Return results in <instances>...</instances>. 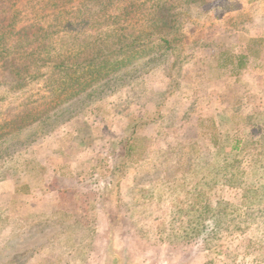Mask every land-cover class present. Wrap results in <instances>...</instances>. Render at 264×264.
Returning a JSON list of instances; mask_svg holds the SVG:
<instances>
[{
  "label": "rangeland",
  "instance_id": "obj_1",
  "mask_svg": "<svg viewBox=\"0 0 264 264\" xmlns=\"http://www.w3.org/2000/svg\"><path fill=\"white\" fill-rule=\"evenodd\" d=\"M237 1L191 7L167 63L100 102L0 85V264H264V0Z\"/></svg>",
  "mask_w": 264,
  "mask_h": 264
},
{
  "label": "trees",
  "instance_id": "obj_2",
  "mask_svg": "<svg viewBox=\"0 0 264 264\" xmlns=\"http://www.w3.org/2000/svg\"><path fill=\"white\" fill-rule=\"evenodd\" d=\"M208 3L209 0H0V67L8 75L5 80L0 77V85L23 84L25 74L31 72L33 77L43 76L45 86L56 82L60 96L70 90L60 102L88 89L100 102L97 96L104 86L133 79L132 74L142 73L143 68L148 72L151 66L160 68L167 63L179 29L188 19L187 11ZM64 27L71 29L69 35L80 37V42L67 52L70 56L54 53L56 58L50 59L48 53ZM257 51L247 44V53L238 58L237 66H243L244 59ZM139 65L142 69L137 68ZM51 69L61 75L48 83ZM44 112L28 111L19 119L32 122ZM131 148L133 145L128 144L127 151Z\"/></svg>",
  "mask_w": 264,
  "mask_h": 264
},
{
  "label": "water",
  "instance_id": "obj_3",
  "mask_svg": "<svg viewBox=\"0 0 264 264\" xmlns=\"http://www.w3.org/2000/svg\"><path fill=\"white\" fill-rule=\"evenodd\" d=\"M109 256H110L109 264H128V263H121L116 254H110L109 253Z\"/></svg>",
  "mask_w": 264,
  "mask_h": 264
}]
</instances>
